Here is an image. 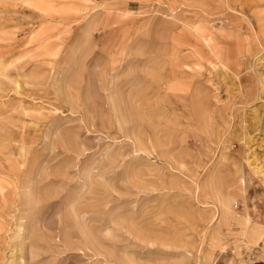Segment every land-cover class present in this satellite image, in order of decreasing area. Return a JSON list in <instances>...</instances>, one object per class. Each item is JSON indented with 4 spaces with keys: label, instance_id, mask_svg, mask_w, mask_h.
Segmentation results:
<instances>
[{
    "label": "rangeland",
    "instance_id": "1",
    "mask_svg": "<svg viewBox=\"0 0 264 264\" xmlns=\"http://www.w3.org/2000/svg\"><path fill=\"white\" fill-rule=\"evenodd\" d=\"M264 0H0V264L264 259Z\"/></svg>",
    "mask_w": 264,
    "mask_h": 264
},
{
    "label": "crops",
    "instance_id": "2",
    "mask_svg": "<svg viewBox=\"0 0 264 264\" xmlns=\"http://www.w3.org/2000/svg\"><path fill=\"white\" fill-rule=\"evenodd\" d=\"M241 203L243 206L240 208V210L243 214L247 212L251 215V217L257 216L264 219V197H257L253 199L251 203L244 198ZM247 264H264V259H259L256 262Z\"/></svg>",
    "mask_w": 264,
    "mask_h": 264
}]
</instances>
